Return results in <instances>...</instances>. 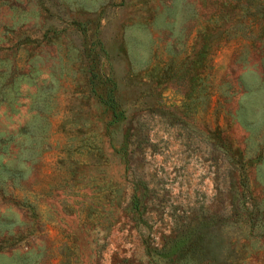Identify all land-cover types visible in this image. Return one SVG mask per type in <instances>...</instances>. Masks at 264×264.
Wrapping results in <instances>:
<instances>
[{
    "label": "rangeland",
    "instance_id": "obj_1",
    "mask_svg": "<svg viewBox=\"0 0 264 264\" xmlns=\"http://www.w3.org/2000/svg\"><path fill=\"white\" fill-rule=\"evenodd\" d=\"M0 264H264V0H0Z\"/></svg>",
    "mask_w": 264,
    "mask_h": 264
}]
</instances>
